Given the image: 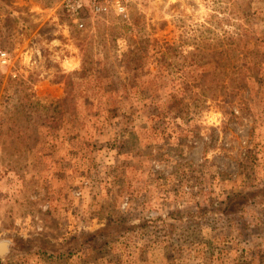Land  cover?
Here are the masks:
<instances>
[{
  "label": "rangeland",
  "instance_id": "1",
  "mask_svg": "<svg viewBox=\"0 0 264 264\" xmlns=\"http://www.w3.org/2000/svg\"><path fill=\"white\" fill-rule=\"evenodd\" d=\"M124 1L0 0V264H264V0Z\"/></svg>",
  "mask_w": 264,
  "mask_h": 264
},
{
  "label": "built area",
  "instance_id": "2",
  "mask_svg": "<svg viewBox=\"0 0 264 264\" xmlns=\"http://www.w3.org/2000/svg\"><path fill=\"white\" fill-rule=\"evenodd\" d=\"M58 7L68 16L71 17L78 27L83 26L82 19L79 14L84 9L88 0H54ZM124 0H89L90 8L98 12H107L110 9L117 13L125 11ZM0 59L5 62L7 57L5 52H0Z\"/></svg>",
  "mask_w": 264,
  "mask_h": 264
},
{
  "label": "bare ground",
  "instance_id": "3",
  "mask_svg": "<svg viewBox=\"0 0 264 264\" xmlns=\"http://www.w3.org/2000/svg\"><path fill=\"white\" fill-rule=\"evenodd\" d=\"M64 64H65V66H71V65H73V61L67 59L64 61Z\"/></svg>",
  "mask_w": 264,
  "mask_h": 264
}]
</instances>
